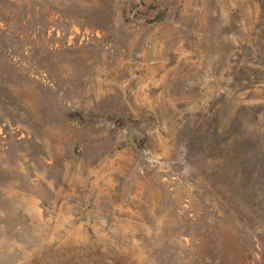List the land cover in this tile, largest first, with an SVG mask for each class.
I'll use <instances>...</instances> for the list:
<instances>
[{
  "label": "rangeland",
  "instance_id": "374dc122",
  "mask_svg": "<svg viewBox=\"0 0 264 264\" xmlns=\"http://www.w3.org/2000/svg\"><path fill=\"white\" fill-rule=\"evenodd\" d=\"M0 264H264V0H0Z\"/></svg>",
  "mask_w": 264,
  "mask_h": 264
}]
</instances>
